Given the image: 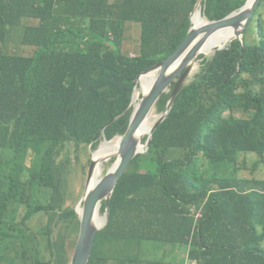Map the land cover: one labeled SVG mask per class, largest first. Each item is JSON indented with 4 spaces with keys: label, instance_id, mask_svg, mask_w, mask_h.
Instances as JSON below:
<instances>
[{
    "label": "trees",
    "instance_id": "obj_1",
    "mask_svg": "<svg viewBox=\"0 0 264 264\" xmlns=\"http://www.w3.org/2000/svg\"><path fill=\"white\" fill-rule=\"evenodd\" d=\"M198 1L0 0V264H27L12 253L39 241L50 244L53 260L33 257L31 264H69L66 240L80 220L75 208H64L61 178L70 161L59 158L71 143L126 133L138 77L174 53ZM246 2L203 0L201 10L217 21ZM263 8L264 0L246 41L202 57L201 72L179 94L147 153L121 177L88 264H171L144 247L158 255L153 244L177 242L197 247L190 257L202 264H264V178L229 180L217 171L228 165L239 172L242 158L253 171L264 167ZM70 15L83 25L62 28ZM23 18L41 21L21 34L36 50L7 54L3 46ZM127 22L141 25L136 57L120 51ZM255 30L259 42L248 36ZM170 95L160 99L159 112ZM178 151L190 157L187 164L171 159ZM145 157L157 161L143 172ZM213 183L218 188L207 201ZM105 212L106 202L100 216ZM39 214L48 218L41 239L30 229Z\"/></svg>",
    "mask_w": 264,
    "mask_h": 264
},
{
    "label": "water",
    "instance_id": "obj_2",
    "mask_svg": "<svg viewBox=\"0 0 264 264\" xmlns=\"http://www.w3.org/2000/svg\"><path fill=\"white\" fill-rule=\"evenodd\" d=\"M202 1L203 0H199L197 5ZM250 1L251 0H247L242 8L221 20L209 21L207 24L201 25H194L191 20L193 26L189 29L187 36L179 44L174 53L139 77L138 83L140 85L142 76L150 73L154 74V72L158 74L148 92L143 93V97L136 107V94H133L131 107L129 108V110H132L131 120L126 133L119 138L120 147L115 154V156L119 157V160L116 162L114 170L108 171L103 178H98L93 189L86 192L82 208L77 210L80 220V230L70 264L89 263L96 246L98 233L103 230L108 223L109 202L115 193L119 180L127 172L133 160L138 155L144 153L141 150V141L135 137L140 126L145 122L152 111L156 109L162 96L169 94L170 91L171 95L167 107L161 117L156 120L148 136L146 146L147 149H149L155 131L167 119L179 94L191 83L193 62L206 40L210 38L213 33L229 27L235 30L238 40H243V36L250 23L253 21L256 11L263 0H254L252 4H250ZM180 59V63L173 68ZM105 141L109 143L107 139ZM96 166L97 162L93 156L88 172V186L93 177H96ZM104 202H106V212L104 214L106 221L99 226L95 218L99 207L102 206Z\"/></svg>",
    "mask_w": 264,
    "mask_h": 264
},
{
    "label": "rangeland",
    "instance_id": "obj_3",
    "mask_svg": "<svg viewBox=\"0 0 264 264\" xmlns=\"http://www.w3.org/2000/svg\"><path fill=\"white\" fill-rule=\"evenodd\" d=\"M114 0H111V3H113ZM198 7V5H197ZM196 8V7H195ZM196 10V9H195ZM195 10L193 11L195 13ZM188 11V10H187ZM263 18H264V8H263ZM203 13V11H202ZM203 15V14H202ZM17 18L20 17L19 14L15 15ZM204 19L209 22V20L203 16ZM194 15H192L191 20L193 21ZM256 18V16H255ZM254 18V21H255ZM253 21V22H254ZM38 23L37 20L33 19H23L21 26L16 25L15 30L16 34L8 39L7 42H5L3 46V50L7 54H21L17 56H32L34 51L36 50L35 47H26L22 43V29H25L28 26H34ZM78 25H83V22L79 19H74L72 16H68V18L65 20L64 25L62 28H69L74 24ZM193 26V24H192ZM249 30L246 31L245 35L243 36V39L245 41L247 40V33ZM123 42L121 44V53L123 55L127 56H137L140 54V39H141V25L138 23L134 22H127L124 25L123 28ZM248 36L251 39H254L255 42H259L260 37L258 35L257 30H255L252 34H248ZM35 49V50H34ZM203 56L200 57L195 62V70L193 71V75L191 78V81L194 79V77L199 74L203 68L204 65V59H202ZM210 57H205V58H211ZM158 75V74H157ZM142 86L140 84L138 91L136 94H138V98H136L135 102V107L138 106L140 103V100L143 97V93L141 92ZM172 90V88H171ZM170 93V91H169ZM165 111V110H164ZM163 111V112H164ZM163 112H159L157 107L155 111L152 114L153 118H159L163 114ZM238 116L241 117H247V115L244 114H238ZM156 121L153 122V125H155ZM120 138V137H119ZM118 137L114 138L113 140L109 141L112 142L114 140H117ZM148 136L143 139L141 142V150L145 153L147 152V142ZM106 138L102 139V141H96L93 144H88L86 145L83 142H77L79 146L76 145V143H71L69 146L68 152L64 153L62 156H60L59 160L63 161L64 163L67 161H70V163L67 165L65 171V175L61 178L63 182V187H62V193H63V201H64V208H75L76 212L79 208H82L83 200L86 195V191L88 188V183H87V178H88V172L90 168V163L91 160L93 159L94 153L98 152L100 150V147L106 142ZM39 154V153H37ZM187 158L190 161V157L188 155L183 154L182 152H177L173 158L171 159H176L178 163L180 164H187L189 161H187ZM170 159V160H171ZM119 160L118 156H113L109 161H105L102 165L101 173H100V178H103L108 171L112 170L116 164V162ZM157 158L154 157H145L140 166V171H148L153 169L154 165L156 164ZM177 164L179 167H183V165ZM130 168V167H129ZM128 168V169H129ZM234 166H224L221 170H217L222 173V177L224 179H229V180H248L251 181L252 179H260L264 178V167L257 170L253 171L252 169V163L249 159L244 160L243 158L240 160L238 164V168L240 169L239 172H234ZM133 169V168H132ZM131 169V170H132ZM201 169L204 170V166H201ZM130 170V171H131ZM128 171V170H127ZM216 172H214L215 175ZM190 179L192 180V177L190 176ZM218 188L217 183H213L211 185V188L209 189L208 196L206 197L207 201L211 197L213 193L216 192L215 189ZM184 207H187V204H183ZM78 214V213H77ZM102 214V213H101ZM104 216V215H103ZM18 222V219H17ZM48 223V218L45 214H39V215H34L31 219L30 223V229L31 231L39 238L41 239L43 237V232L46 228V225ZM58 228L52 227L53 231V237L56 238L57 233H58ZM79 230L80 228L76 229L74 234L71 237H68L66 240V243L68 244L69 248V254L72 257L78 235H79ZM39 244V245H37ZM50 244H47L46 241L43 243L41 241L37 242L35 244V248L31 246H27L24 250H20L18 248V251L15 253H12L13 257H18L19 260L23 259L24 261L27 262V264L32 263V258L33 257H38L42 262H50L51 259L53 260V253L49 248ZM152 246L158 248L159 254L155 255L152 253V248L148 249L144 247V250L149 252V257H162L164 256L166 261H168L171 264L174 263H179V264H202L201 261H195L192 260L190 257V253L192 251H198L197 247H191V245H183L182 242H177L175 244H164V245H155L153 244ZM37 251H36V250ZM38 252V253H37ZM188 257V262H186V259ZM71 261V259H70ZM69 261V264H70Z\"/></svg>",
    "mask_w": 264,
    "mask_h": 264
},
{
    "label": "bare ground",
    "instance_id": "obj_4",
    "mask_svg": "<svg viewBox=\"0 0 264 264\" xmlns=\"http://www.w3.org/2000/svg\"><path fill=\"white\" fill-rule=\"evenodd\" d=\"M254 0L250 1V4H252ZM201 10V3L198 4V7L195 10V13L193 12L191 14L194 15L193 18V24L194 25H201V24H207V21H203L201 18L202 15ZM208 19V18H207ZM209 20V19H208ZM210 21V20H209ZM237 39L235 30L233 28H226L224 30H220L216 33H213L210 38L206 40L204 43L201 51L198 53L197 57L195 58L193 62V71L195 70V62L200 59L201 56L210 57L213 56L217 51H221L224 49H227L230 47L231 43ZM196 43V42H195ZM186 55V54H185ZM184 57V56H183ZM181 59L175 64L173 68H175L179 63ZM157 74L156 72L146 74L141 77V92L147 93L151 84L153 83L154 79L156 78ZM136 98H138V94H136ZM155 111V109L152 111V113L148 116V118L145 120V122L140 126L139 130L137 131L135 137L142 141L144 138V135L149 136L153 125V122L156 121L158 118H153L152 114ZM120 147V139L114 140L112 142H105L101 147L100 150L96 153H94V159L97 162L96 166V177L94 176L90 185L87 188L88 190L93 189L95 184L97 183V180L100 176L102 165L105 161H109L111 157L115 156V154L118 152ZM115 168V167H114ZM114 168L112 170H114ZM86 191V192H87ZM100 210H102V206L99 207L97 214H96V221L98 222L99 226L104 224L106 221L105 216H100Z\"/></svg>",
    "mask_w": 264,
    "mask_h": 264
},
{
    "label": "clouds",
    "instance_id": "obj_5",
    "mask_svg": "<svg viewBox=\"0 0 264 264\" xmlns=\"http://www.w3.org/2000/svg\"><path fill=\"white\" fill-rule=\"evenodd\" d=\"M23 19H30V18H23ZM23 19H22V20H23ZM22 20H21V23H22ZM33 20H38V19H33ZM131 57H136V56H131ZM145 73H146V72H145ZM145 73H144V74H145ZM142 75H143V74H142ZM140 76H141V75H140ZM140 76H139V77H140ZM139 77H138V79H139ZM139 86H140V85H139ZM138 88H139V87H136V88H135V91H134L135 94H136V92L138 91ZM134 93H133V94H134ZM131 103H132V102H131ZM130 107H131V106H130ZM131 111H132V110H131ZM118 139H119V137H118ZM147 151H148V149H147ZM146 153H147V152L143 153V155H145ZM140 155H141V154H140ZM129 167H130V166H129ZM119 181H120V180H119ZM192 213H193V214H198V213H200V212H196L195 208H192ZM104 214H105V213H104ZM104 214H103V215H104ZM195 261H196V260H195ZM186 262H188V257H187V259H186ZM196 264H198V263L196 262Z\"/></svg>",
    "mask_w": 264,
    "mask_h": 264
},
{
    "label": "crops",
    "instance_id": "obj_6",
    "mask_svg": "<svg viewBox=\"0 0 264 264\" xmlns=\"http://www.w3.org/2000/svg\"><path fill=\"white\" fill-rule=\"evenodd\" d=\"M108 5V4H107ZM79 11H82L83 10V8H79L78 9ZM74 11V10H73ZM38 21V23L36 24V25H34V26H28V27H26V28H38V27H40L42 24H41V21L40 20H37ZM20 26H21V23H20Z\"/></svg>",
    "mask_w": 264,
    "mask_h": 264
},
{
    "label": "flooded vegetation",
    "instance_id": "obj_7",
    "mask_svg": "<svg viewBox=\"0 0 264 264\" xmlns=\"http://www.w3.org/2000/svg\"><path fill=\"white\" fill-rule=\"evenodd\" d=\"M201 17H202L201 19L205 22L206 20L204 19V17L203 16H201ZM100 213H101V210H100Z\"/></svg>",
    "mask_w": 264,
    "mask_h": 264
}]
</instances>
